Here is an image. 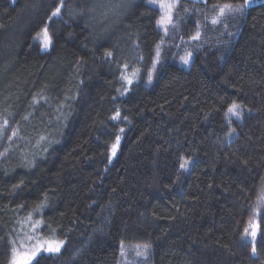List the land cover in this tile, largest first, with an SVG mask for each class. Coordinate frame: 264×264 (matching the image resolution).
I'll list each match as a JSON object with an SVG mask.
<instances>
[{"label": "trees", "instance_id": "1", "mask_svg": "<svg viewBox=\"0 0 264 264\" xmlns=\"http://www.w3.org/2000/svg\"><path fill=\"white\" fill-rule=\"evenodd\" d=\"M146 1L0 0V264H264V0Z\"/></svg>", "mask_w": 264, "mask_h": 264}, {"label": "snow or ice", "instance_id": "2", "mask_svg": "<svg viewBox=\"0 0 264 264\" xmlns=\"http://www.w3.org/2000/svg\"><path fill=\"white\" fill-rule=\"evenodd\" d=\"M15 2V0H13ZM55 3V0H54ZM250 6V0H244V4L241 5H232V4H224L223 6H218L219 15L223 16L226 13L232 14V13H240L243 14V12L246 10V8ZM64 7V0H60L59 4H56L54 7V10L51 12V15L49 16V20H52L53 18L59 17L62 13V8ZM161 7L166 9L169 13L172 10L173 5L171 3L168 4H161ZM93 9H89V11H92ZM164 19V22H168L171 20V16H166ZM218 22L217 18H213L212 23L216 24ZM198 38V37H194ZM36 39L41 40L43 43V46L45 48L49 47L51 44V36L48 32V27L45 25L40 32L36 34ZM108 56H111V52L107 53ZM159 53L157 52V56ZM191 55V54H189ZM184 60L185 63H187V59L181 58ZM149 81L151 80V75L149 74ZM128 83H132L131 80L128 81ZM241 105L233 102L229 108L228 113L231 115L239 117L241 115ZM119 115V113H117ZM119 140V137H117V141ZM115 146H113V154H115ZM188 161H184L180 165L181 168H185ZM261 203H264V200L261 201ZM33 228H35V225H33ZM256 233L253 231L252 236L254 237ZM31 240V237H25L20 244V247L23 249V251L18 250L17 248H13V257L10 262V264H39L38 256L42 255V253L47 252L49 254H56L61 251L63 248L65 241L63 240H44L42 242H38L35 244H29L28 241ZM15 243V241H13ZM253 254L255 255L256 249L253 246Z\"/></svg>", "mask_w": 264, "mask_h": 264}, {"label": "rangeland", "instance_id": "3", "mask_svg": "<svg viewBox=\"0 0 264 264\" xmlns=\"http://www.w3.org/2000/svg\"><path fill=\"white\" fill-rule=\"evenodd\" d=\"M12 4H14L15 2H13V0H9ZM16 1V0H15ZM130 2H132V3H136L137 2V0H130ZM177 2H178V0H149V1H146V3H147V5L148 6H150V7H152V8H155V9H157V11L159 12V16L161 17V15H162V19L163 18H165L166 16H171L172 15V12H173V8H174V6L177 4ZM168 3H171L172 5H173V7H172V10H171V12L169 13L166 9H164V8H162L161 7V4H168ZM167 23L168 22H164V19L162 20V22L160 21V29L161 30H163L164 29V27L167 25ZM48 48V47H47ZM182 58V57H181ZM229 116H234V115H231L230 113H229ZM228 116V117H229ZM229 118H231V117H229ZM6 131H7V127L4 125V124H1L0 125V135L2 134V136H1V138H3V137H5V138H7V134H6ZM4 132V133H3ZM183 163H184V161H183ZM190 165V164H189ZM188 165V166H189ZM187 169V171H188V168H186ZM185 169V170H186ZM180 170H183V168H181ZM28 224V226H33V224L31 223V222H28L27 223ZM251 232V231H250ZM25 237H29V234H25L24 232L22 233V235L21 236H19V240H18V242L15 244V246L13 247V248H17L18 250H22L23 251V249L20 247V244H21V241L25 238ZM44 239V238H43ZM40 239L39 241H37V243L38 242H42V241H44V240H47V239ZM44 253H47V252H44ZM48 254V253H47ZM12 257H13V255H12ZM12 257H11V260H12ZM143 260L144 259H141V261L138 263V262H136V264H142L143 263Z\"/></svg>", "mask_w": 264, "mask_h": 264}, {"label": "water", "instance_id": "4", "mask_svg": "<svg viewBox=\"0 0 264 264\" xmlns=\"http://www.w3.org/2000/svg\"><path fill=\"white\" fill-rule=\"evenodd\" d=\"M258 230H259V226H258V224H257V221H253V223H252V225L250 226V234H249V236H250V238H252L253 239V241H255L256 239H257V235H258ZM255 232L256 233V235L253 237L252 236V232ZM254 246V245H253ZM253 248V247H252ZM251 253H252V256H253V258H256V254L254 255L253 254V251H251Z\"/></svg>", "mask_w": 264, "mask_h": 264}]
</instances>
